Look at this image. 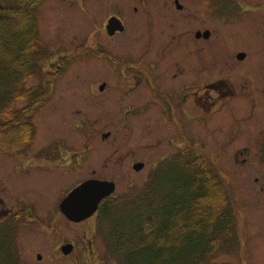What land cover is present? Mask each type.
<instances>
[{
	"label": "rangeland",
	"instance_id": "1",
	"mask_svg": "<svg viewBox=\"0 0 264 264\" xmlns=\"http://www.w3.org/2000/svg\"><path fill=\"white\" fill-rule=\"evenodd\" d=\"M0 2L11 5L8 1ZM102 3L103 0H41L36 8L41 43L47 55L40 75L29 79L27 86L44 82L52 88V94L37 105L31 119L32 139L20 150L25 155L18 156L26 158L22 162L27 172L15 171L14 168L21 169L16 165L18 160H12L0 150V210L11 207L12 200L20 196L33 203L34 208H30L39 218L17 226L15 237L21 264H118L100 236V231L106 232V223L99 222V218L79 224L67 222L56 214L54 207L60 193L90 177L93 171L96 176L116 182V196L137 191L145 184L149 168L155 167L161 157L186 146L183 142L156 146L151 128L141 124L136 115L125 116L121 111L122 102L130 105L134 98L121 93L120 97L111 89L123 86L122 79H118L121 76L93 67L87 48L92 22L102 11ZM115 45L118 53L134 56L137 42L133 31L120 45ZM103 78L109 80L110 89L104 93L97 89L91 92ZM224 103L221 113L208 115L212 123L205 128L198 111L194 112L190 143H187L190 149L209 155L234 195L239 244L234 252L219 253L211 264H264V175L261 173L264 160L259 158L258 150L250 157L244 150L252 149L251 137L264 126V107L257 100L251 109L246 98L224 100ZM19 104L21 107L24 103ZM56 146L63 160L78 154L79 166L73 163H70L72 169L29 166L27 158L32 160L49 148L56 151L52 149ZM135 161L144 162L142 171L136 173L131 169ZM90 238L93 251H83ZM66 242H72L75 249L63 256L59 246ZM37 254H41V259H37Z\"/></svg>",
	"mask_w": 264,
	"mask_h": 264
},
{
	"label": "flooded vegetation",
	"instance_id": "2",
	"mask_svg": "<svg viewBox=\"0 0 264 264\" xmlns=\"http://www.w3.org/2000/svg\"><path fill=\"white\" fill-rule=\"evenodd\" d=\"M103 3L102 11L92 22L89 58L94 68L102 67L106 74L121 76L118 79H122L123 86L111 88L114 94L134 96L130 105L118 99L122 102L121 111L125 116L136 115L141 124L151 128L156 146L185 143L183 150L160 160L190 153L187 143L195 111L205 128L212 123L208 115L221 113L224 100L246 98L251 109L258 100L264 107V0H103ZM132 31L137 42L135 55L118 53L115 44L120 45ZM260 83V87L254 86ZM110 87L109 80L103 78L91 92L97 89L104 93ZM51 94L52 88H47V95ZM257 130L250 140L252 149L244 150L248 157L258 150L259 158L264 160V126ZM52 149L56 151L49 149L32 160L27 158L29 166L37 169L62 166L72 169L70 163L79 166L78 154L63 160L57 146ZM4 154L18 160L16 165L21 169L14 168L15 171L27 172L22 162L26 158L18 157L25 155L23 151ZM137 162L144 164L135 161L131 167ZM144 167L138 171L131 169L137 173ZM261 170L264 175V168ZM94 173L85 179L105 178ZM69 191L61 192L54 205L56 214L62 217L59 204ZM32 206L33 203L17 196L11 207L1 208L0 227L5 225L14 231L18 225L39 221ZM96 219L97 212L74 224ZM93 246L90 238L83 251H93Z\"/></svg>",
	"mask_w": 264,
	"mask_h": 264
},
{
	"label": "trees",
	"instance_id": "3",
	"mask_svg": "<svg viewBox=\"0 0 264 264\" xmlns=\"http://www.w3.org/2000/svg\"><path fill=\"white\" fill-rule=\"evenodd\" d=\"M4 1L11 5L0 2V150L13 152L32 139V115L47 97L48 87L27 86L47 52L36 19L41 0ZM219 171L207 154L191 149L161 162L141 189L107 198L99 215L118 264H211L234 251V195ZM12 233L1 227L0 264H18Z\"/></svg>",
	"mask_w": 264,
	"mask_h": 264
},
{
	"label": "water",
	"instance_id": "4",
	"mask_svg": "<svg viewBox=\"0 0 264 264\" xmlns=\"http://www.w3.org/2000/svg\"><path fill=\"white\" fill-rule=\"evenodd\" d=\"M141 164H136V169ZM114 183L107 180L90 179L75 187L63 200L60 205L61 211L73 221H81L90 216L97 208L99 201L111 194L114 190ZM72 249L71 244L61 247L64 254ZM38 257H40L38 255Z\"/></svg>",
	"mask_w": 264,
	"mask_h": 264
}]
</instances>
